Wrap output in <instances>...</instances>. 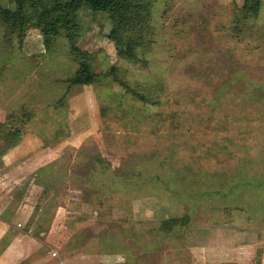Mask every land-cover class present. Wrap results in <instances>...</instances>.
Returning a JSON list of instances; mask_svg holds the SVG:
<instances>
[{
  "label": "rangeland",
  "instance_id": "1",
  "mask_svg": "<svg viewBox=\"0 0 264 264\" xmlns=\"http://www.w3.org/2000/svg\"><path fill=\"white\" fill-rule=\"evenodd\" d=\"M47 1H26L22 29L0 15V153L27 134L64 141L34 178L96 211L83 246L188 264L197 230L241 228L264 244V0H131L143 5L132 22L152 26L144 63L108 36L122 0L109 12ZM73 50L88 54L94 83L67 85Z\"/></svg>",
  "mask_w": 264,
  "mask_h": 264
},
{
  "label": "crops",
  "instance_id": "2",
  "mask_svg": "<svg viewBox=\"0 0 264 264\" xmlns=\"http://www.w3.org/2000/svg\"><path fill=\"white\" fill-rule=\"evenodd\" d=\"M63 145L64 141L45 145L27 134L0 156V264H136L137 256L131 259L124 252L106 249L103 235L104 241H98L95 250L84 247L88 240L84 231L93 216L96 218V211L95 215L88 211L68 188L65 193H43L44 186L35 181V170L52 164ZM31 151L36 152V158L28 165L21 163L23 152ZM24 179L27 182L21 187ZM135 214L134 210L137 219ZM201 230L188 246L192 253L188 264H264V249L256 259L264 244H250L244 229L210 228L207 238H202Z\"/></svg>",
  "mask_w": 264,
  "mask_h": 264
},
{
  "label": "trees",
  "instance_id": "3",
  "mask_svg": "<svg viewBox=\"0 0 264 264\" xmlns=\"http://www.w3.org/2000/svg\"><path fill=\"white\" fill-rule=\"evenodd\" d=\"M13 1L16 8L14 10L0 8V15L3 21L9 24L11 27L19 26V29H22L23 25L25 24L24 10L27 0ZM48 1H51L52 4H54L56 0ZM83 4H85L92 11L109 12L111 10L112 0H70V5L76 9ZM142 6V4L134 3L131 0H122L121 10L116 14V19L114 22H112L108 36L119 40L121 43L116 47V54L118 56H121L129 61H140L144 63L145 60L138 57L137 51L139 48L147 45L148 41H150L151 37H153L151 34L152 26L149 22V19L145 20L143 23L136 24L132 22V19L129 16L133 8H141ZM50 33L56 34V28L52 27L50 29ZM71 52L74 58L77 59L78 66L72 76L65 79L66 83H68L67 85H90L94 83L98 75L94 71L92 64L87 58L88 54H85L86 52L79 50H75V53H73L74 50ZM119 84L125 89L126 92L131 93L138 99L142 101L147 100L143 94L133 91L128 84L122 82H119ZM13 143L14 142H10L7 144L8 148L13 146ZM4 149H2V153ZM2 153H0V156ZM46 191L47 188L44 187L43 193H46Z\"/></svg>",
  "mask_w": 264,
  "mask_h": 264
},
{
  "label": "built area",
  "instance_id": "4",
  "mask_svg": "<svg viewBox=\"0 0 264 264\" xmlns=\"http://www.w3.org/2000/svg\"><path fill=\"white\" fill-rule=\"evenodd\" d=\"M18 225H19V224H18ZM52 254H53V255H55V253H54V252H53Z\"/></svg>",
  "mask_w": 264,
  "mask_h": 264
}]
</instances>
